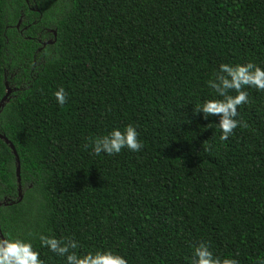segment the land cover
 <instances>
[{"label":"trees","instance_id":"1","mask_svg":"<svg viewBox=\"0 0 264 264\" xmlns=\"http://www.w3.org/2000/svg\"><path fill=\"white\" fill-rule=\"evenodd\" d=\"M249 61L264 68V0H0V133L20 165L18 181L0 138V238L30 240L44 264L66 261L41 234L128 264H193L200 241L260 264L264 90L247 88L225 140L195 110L218 98L220 63ZM129 123L139 151H92Z\"/></svg>","mask_w":264,"mask_h":264},{"label":"clouds","instance_id":"2","mask_svg":"<svg viewBox=\"0 0 264 264\" xmlns=\"http://www.w3.org/2000/svg\"><path fill=\"white\" fill-rule=\"evenodd\" d=\"M207 84L215 91L218 98L207 99L195 106V110L207 118L210 114L218 117L216 122L221 130L220 139L225 140L241 122L237 117V106L248 102V87L264 90V68L249 61L244 64L220 63ZM247 86V87H246ZM234 90L235 95L229 93ZM53 95L58 104H64L67 98L65 89L58 87ZM136 127L129 123L121 129L111 128L107 134L91 140L92 151L99 155L119 153L122 148L139 151L142 142L138 139ZM87 146V145H86ZM41 246L65 257L66 264H128L127 259L113 250H96L79 254L69 249H76L73 239H58L55 236L41 234ZM193 264H239L235 257L221 258L216 256L209 244L200 241L192 249ZM0 264H44L39 252L34 249L30 240L19 237L0 238ZM260 264H264V258Z\"/></svg>","mask_w":264,"mask_h":264},{"label":"water","instance_id":"3","mask_svg":"<svg viewBox=\"0 0 264 264\" xmlns=\"http://www.w3.org/2000/svg\"><path fill=\"white\" fill-rule=\"evenodd\" d=\"M19 22H20V21H19ZM19 22H18V24H19ZM18 24H17V25H18ZM54 35H56V32H55V31H54ZM47 42H48V43H51L52 41H51V40H48ZM43 44H44V43H43ZM9 93H10V89L7 88L6 93H5V95L3 96L1 102H3V101L8 97ZM0 138L4 139L5 142H6L7 144H9L11 150L13 151V154H14L15 157H16V161H17L16 175H17V179H18V181H20V165H19V158H18L17 152H16V150H15V147H14L13 144L9 141V139L6 138V136H5L4 134L0 133Z\"/></svg>","mask_w":264,"mask_h":264}]
</instances>
